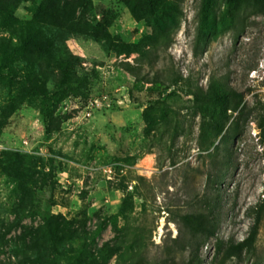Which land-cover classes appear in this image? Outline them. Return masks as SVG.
<instances>
[{
  "label": "rangeland",
  "instance_id": "374dc122",
  "mask_svg": "<svg viewBox=\"0 0 264 264\" xmlns=\"http://www.w3.org/2000/svg\"><path fill=\"white\" fill-rule=\"evenodd\" d=\"M40 1L19 0L14 16L30 18ZM91 2L87 16L108 21L107 36L65 41L82 91L24 101L0 128V160L11 150L36 166L26 176L0 163V223L20 205L29 225L43 215L75 230L102 225L93 247L120 246L108 264H264V210L254 250L237 248L264 194V13L252 0ZM218 84L241 92L247 112L204 138L191 92ZM6 100L0 80V111ZM219 168L215 200L208 175ZM202 195L217 226L188 245L180 215ZM19 231L0 239V264Z\"/></svg>",
  "mask_w": 264,
  "mask_h": 264
},
{
  "label": "trees",
  "instance_id": "16d2710c",
  "mask_svg": "<svg viewBox=\"0 0 264 264\" xmlns=\"http://www.w3.org/2000/svg\"><path fill=\"white\" fill-rule=\"evenodd\" d=\"M252 1L257 10L264 13V0ZM18 2L0 0V27L6 31V35L0 36V80L7 85V100L0 111V128L24 101L53 91L63 95L79 94L84 79L77 71L80 57L67 48L65 41L71 34L95 40L107 36L108 21L95 22L87 16L95 11L91 0H41L31 17L22 20L13 14ZM191 95L192 108L199 115V131L204 138L207 129L217 138L225 128L236 126L247 112L243 94L222 84L215 88L197 85ZM211 145L209 155L216 159L220 141L216 144L212 141ZM24 157L8 150L0 163L6 171L27 176L34 172L36 166L31 158ZM221 171L219 168L208 175L209 182L215 186H211L215 200L220 198L216 186L222 177ZM24 209L19 205L9 221L0 223L1 241L11 229H20L9 239L8 251L13 260L8 264H108L120 249L116 242L110 240L93 247L95 237L104 228L102 225L93 230L84 227L75 230L53 215H43L36 225H29L22 223L26 217ZM263 210L264 194L252 208L253 223L247 236L238 243L239 250H254ZM180 217L185 229L180 238L188 245H192L194 238L213 235L217 226V215L213 213L206 195L198 199L194 211ZM229 252L230 256L234 255Z\"/></svg>",
  "mask_w": 264,
  "mask_h": 264
}]
</instances>
